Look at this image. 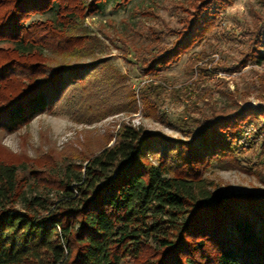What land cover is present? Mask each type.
Instances as JSON below:
<instances>
[{
    "label": "trees",
    "instance_id": "16d2710c",
    "mask_svg": "<svg viewBox=\"0 0 264 264\" xmlns=\"http://www.w3.org/2000/svg\"><path fill=\"white\" fill-rule=\"evenodd\" d=\"M234 1L176 3L184 14L179 29L148 27L144 37L133 30L119 39L126 61L132 53L142 75L176 64ZM130 2L0 0V45L8 44L0 47V131H18L67 91L66 102L75 90L92 96L84 102L105 110L97 115L133 109L136 97L121 74L105 60L81 61L96 46L84 19ZM251 20L231 34L241 46L233 68H264V18ZM165 36L171 42L164 46ZM143 38L148 45L138 50ZM165 89L140 88L144 108L158 107ZM210 109L169 119L180 139L122 123L108 139L114 142L49 180L52 197L28 195L18 167L0 161V264H264V192L221 194L204 175L214 164L255 172L264 166V103Z\"/></svg>",
    "mask_w": 264,
    "mask_h": 264
},
{
    "label": "rangeland",
    "instance_id": "374dc122",
    "mask_svg": "<svg viewBox=\"0 0 264 264\" xmlns=\"http://www.w3.org/2000/svg\"><path fill=\"white\" fill-rule=\"evenodd\" d=\"M180 1L183 0H131L124 8L115 10L108 5L102 13H91L84 19L83 25L94 37L96 46L92 50L93 56L81 61L105 60L110 69L124 77V86L133 90L136 103L133 109L121 105L118 109L110 108L104 115H97L105 110H91L84 102L87 99L92 103V96H89L92 99L83 98L79 90H75L72 91L73 99L66 102L64 98L71 96L67 91L53 107L35 116L18 131H0V161L18 167L19 185L27 187L28 195L42 192L52 197L55 189L49 180L58 177L66 164L78 165L83 157L114 142L112 138L108 143V139L122 123L180 139V132L168 124L169 119L186 114L191 117H200L202 113L208 115L211 107L229 110L235 103H264V68L251 64L233 68L235 60L240 58L238 49L241 46L236 39H231V34L252 23L255 14L264 18V0H235L222 12L219 25L209 35L194 43L176 64L155 74H139L134 68L132 53L127 55L126 61L119 39L124 40L133 30H138L144 37L148 27L179 29V20L184 14L174 5ZM144 11L146 16L141 14ZM35 18L39 16H32L30 20ZM163 39L164 46L171 42L170 37ZM146 45L148 42L144 38L136 41L138 50ZM7 46L0 45L2 48ZM224 67L232 70H223ZM163 83L166 89L162 103L158 107L144 108L138 90ZM252 130L251 127L246 135L251 136ZM253 161L256 162L254 157ZM204 175L215 182L216 190L221 194L264 192V166L255 172L214 164Z\"/></svg>",
    "mask_w": 264,
    "mask_h": 264
}]
</instances>
